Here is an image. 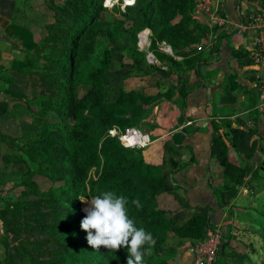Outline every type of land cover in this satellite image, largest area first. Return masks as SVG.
<instances>
[{
    "label": "trees",
    "instance_id": "1",
    "mask_svg": "<svg viewBox=\"0 0 264 264\" xmlns=\"http://www.w3.org/2000/svg\"><path fill=\"white\" fill-rule=\"evenodd\" d=\"M44 2L52 21L42 27L35 47L24 51V68L10 70L34 90L26 104L36 113V130L24 136L26 142L0 133L1 161L12 170L23 168L18 175L24 188L17 201L0 208L4 264H160L170 235L193 245L214 229L213 208L193 207L200 213L176 224L159 199L172 186L170 174L193 159L181 165L170 161L173 170L167 173L165 167L147 165L143 149L125 148L108 133L137 128L160 101L176 106L184 118L183 108L172 98L178 91L184 107L190 93L186 80L191 73L198 76L204 65L196 48L208 29L192 19L195 0H135L115 16L103 15V0ZM146 29L150 51L164 41L182 59L155 52L166 70L149 65L134 49L137 34ZM123 52L144 70L128 77H146L154 83L151 87L125 89L124 77L118 90L111 91L108 73ZM180 80L185 87L177 90ZM13 81L9 70L0 69L2 84ZM161 84H167V92H160ZM251 99L256 107L258 101ZM231 100L226 94L223 104ZM232 115L234 111L225 116ZM257 117L236 119L233 128L213 123L210 155L222 171V183L213 189L218 209H226L237 197L246 178L259 184L256 195L264 192V161L256 168L251 163L262 154ZM220 128L228 129V135ZM230 149L246 159L243 167L229 160ZM37 177L47 183L46 189L39 188ZM81 199L95 201L93 211L84 213ZM254 211L255 232L264 241V211ZM232 216L229 212L228 218ZM232 240L224 237L216 264H231Z\"/></svg>",
    "mask_w": 264,
    "mask_h": 264
},
{
    "label": "crops",
    "instance_id": "2",
    "mask_svg": "<svg viewBox=\"0 0 264 264\" xmlns=\"http://www.w3.org/2000/svg\"><path fill=\"white\" fill-rule=\"evenodd\" d=\"M239 1L219 0L221 13L228 15L235 23L244 22L245 17L255 7L252 0H244L245 7L242 10ZM49 20L50 11L44 0H0V69L9 70L10 75L14 76V81L9 84L4 85L0 82V133L6 136L22 139L26 134L34 131V129L31 131L26 129L28 117L30 122H33L34 119L32 110L26 104L30 90L28 82L23 76L10 70L24 68L22 64L24 51H30L35 47L41 37L42 27L49 23ZM214 44L211 51L200 53L204 65L198 71V76L191 73L186 80L190 93L185 98L184 107L181 105V94L178 91L172 98L181 109L183 108L184 118L179 115V109L167 101H160L144 118L152 119L148 120V123L155 125L159 131L164 130V136L173 137L172 140L177 150L165 162L164 171L169 173L173 170L169 167V162L172 160L175 164L181 165L187 163L191 158L193 159V162L186 168L170 174L172 188L168 189L170 193L167 194L171 196L160 197L159 205H161L160 200L162 202L165 197L166 205H172L171 200H173L176 207L170 210L171 216L178 215L184 208H189L190 214L194 215L199 211L193 207H211L213 208L210 213L211 224L214 227L223 226L225 231L224 225L231 222L233 227L246 225V212L248 211L246 210V195L250 189L244 185L239 188L238 196L242 195L244 198L239 201L240 205L237 203L238 197L229 202L226 209L217 208L213 189L222 183V171L210 155L213 123L231 125L233 128L236 127V119L246 122L250 115L256 113L253 112L255 106H252L251 97L254 96L258 101V96L254 88V78L248 69L251 65L248 55L249 41H245L243 36L234 32L230 34L217 33L214 35ZM160 67L162 70H166L161 64ZM175 77H179V74ZM231 78H234V80L232 79L234 85H232ZM179 83L182 86L177 90L185 87L183 80H180ZM162 87L160 92H167V84ZM226 94L233 98L232 103L228 104L234 106L232 110L224 109L221 106L225 105L223 99ZM233 111L234 115L225 116ZM257 118L262 154L252 159L251 163L254 168L264 161V116ZM30 122L28 123L31 124ZM149 126L151 127V125ZM228 131L224 128L219 130L221 134H228ZM160 139H155L154 143ZM156 147L154 146L151 150L159 153ZM1 152L0 148V155ZM163 153L162 151V155L166 158ZM235 158L237 159H234L232 163L239 167L245 165L244 157L243 159ZM0 170V173L5 175L11 170L10 166L4 165L1 161V156ZM2 178L3 176L0 175V181ZM0 189H2L1 183ZM262 194L264 192L260 193V195ZM162 206L168 211L169 206H166L167 208L163 204ZM229 210L234 212V218L231 221L228 219ZM249 211L252 215L253 211ZM241 241L246 244V234ZM242 264H246V257Z\"/></svg>",
    "mask_w": 264,
    "mask_h": 264
},
{
    "label": "rangeland",
    "instance_id": "3",
    "mask_svg": "<svg viewBox=\"0 0 264 264\" xmlns=\"http://www.w3.org/2000/svg\"><path fill=\"white\" fill-rule=\"evenodd\" d=\"M56 2H58V1H56ZM60 2H62V1H60ZM106 2H107V0H103V3H102V6L106 8V11L103 13V15L104 14H112L113 16H115V14H119L121 12H124L126 10V8L129 7L126 5H133V3H135V0L134 1L133 0H112V2L109 5H107ZM124 2H126V3H124ZM239 2H240V6L243 10V8L245 7V4H244L245 1L240 0ZM51 21H52V12L50 11L49 22H51ZM137 44H138V39H137V42H136L134 49L138 50V52L142 53L145 57L147 54L146 49L140 50V47H138ZM233 50H234V48H233ZM155 52H157L156 49H154L153 53H155ZM128 54L129 53H127V52L126 53L123 52L122 54L115 57L112 65L110 67V71L108 73V80L111 82V88H112L111 91L112 92L115 90H118V88L120 87V85L122 83V79L124 77H128V76L130 77L131 75H133L135 73H139L140 75L144 74V70L140 66H135L134 63L132 62L131 58H129ZM235 54L237 55L238 53H235ZM129 77H128V80H126L124 83L125 89L129 88L130 86H136L135 90L143 91V89L149 88L154 84L151 80L149 82V80L146 77L141 78L139 76L137 78L133 77L131 79ZM232 79L234 80V78H231V80ZM233 80L231 81L232 85H234ZM145 83H147L148 85L145 86ZM28 85L30 88L28 100H31L33 95H34V93H33L34 90H32L30 83ZM163 85L164 84L160 85L161 89L163 88L162 87ZM35 91L38 92L39 90L35 89ZM221 106L224 109L230 108L232 110L234 108V106H231L228 104L221 105ZM35 115H36V113L32 112V117H35ZM148 120H152V119L143 118L140 121L139 126L137 127L139 130L147 133L152 140V144L149 145L147 148L143 149L145 151L144 152V158H145L147 165H150L152 167L163 168L167 159L169 157H172L173 154L176 153L177 148L175 146V143L172 140L173 137L171 138L168 136H164L165 131L164 130L159 131L155 125L148 123ZM27 121L30 122L29 117H28ZM28 122L26 123V129L30 130V131L32 129H34V131H35L36 130L35 124L33 122H30L31 124H29ZM149 125H151V127ZM30 131H28V132H30ZM108 135H109V133H108ZM159 138H161V139L157 143H154L155 139H159ZM22 141L26 142L24 137L22 138ZM261 145H263V144H261ZM154 146H157L156 148L158 149L160 154L155 150H151ZM133 149H136V148H133ZM162 151L164 152L163 154L166 155V158L162 155ZM228 156H229V160L231 162H234V159H237L235 157L243 159V157L241 155L236 154L231 149L229 151ZM21 169H23V168L15 167L13 170L11 169L10 172H8L6 175L0 173V175L3 176L2 180L0 181V183L2 185V189H0V208L1 209L4 208L6 203H8V204L13 203L20 198L21 192L24 190L23 186L20 184L19 178H21V176L18 175V172H20ZM91 176L94 177V170L91 171ZM35 180H36V183L38 184V186H40L39 187L40 189H46L47 188L48 185L45 181H43V179L37 177ZM243 185H244V187H246V188L248 187L250 189V190L248 189L249 192L246 195V210L253 211V214H252V216L246 215V225L245 226H238V227L232 226V227H230L232 225V222L224 225V227L226 228L225 231H227L226 235L234 238L230 242V249L233 250L234 255L232 254L233 257L231 259L228 258V260L231 262V264H242V262L244 261V259L246 257V264H264V241L255 232L256 226H255L254 221H253L255 219V217H257V214L255 213L254 210H258V211L263 210L264 211V194H262V195H260V194L256 195L255 194V190L260 186L254 180L251 181V180H249V178H246ZM243 185L241 186V188L243 187ZM171 188H172V186H171ZM238 192H239V190H238ZM164 195H170V194H164ZM238 197L239 196L237 195L236 198H238ZM35 198L36 197H30L29 199L33 200ZM165 199H166V197H165ZM165 199L162 200V202L160 200V203H161L160 206L161 207H163L162 204L165 205V207L169 206V205L165 204L166 203ZM171 199H173V198H171ZM238 199L239 200L237 201V203L240 205L239 201L244 200V198L241 195ZM171 201H172V205H170L168 208L166 207L168 209V214H171L170 210L175 209V207H176V203H174L173 200H171ZM228 205H229V203H228ZM94 208H95V201L86 202L83 199L80 200V209L84 213H87L89 211H93ZM248 211L246 213H250ZM230 212L234 213L233 211H230ZM199 213H200V211H199ZM190 215H192V214H190L189 208L188 209L184 208L183 210H181V212L178 215H176V216L174 215L172 217L174 218V220H176L175 221L176 224H181V222H184ZM232 218H234V215L232 216ZM232 218H228L229 221H231ZM221 229L224 230L223 226L221 227ZM245 234H246V244H244L241 241ZM24 235L25 234H22L21 237L24 238ZM4 236H5L4 228H3L2 222L0 220V239H2ZM10 238H11V235H10ZM14 245H17V243L15 242ZM11 246H13V242H12ZM191 246L192 245L189 241L179 240V239L170 235V238L164 244V247L166 249L165 250L166 253L164 254V257L162 258V260L159 263L160 264H187V262L190 261V252L189 251H190ZM224 251L226 253V250H224ZM2 253H3V249H0V264H4V255ZM227 253H231V252L229 250H227ZM10 254H12V252ZM242 255H243V258L241 259ZM42 258L47 259V256H44Z\"/></svg>",
    "mask_w": 264,
    "mask_h": 264
},
{
    "label": "built area",
    "instance_id": "4",
    "mask_svg": "<svg viewBox=\"0 0 264 264\" xmlns=\"http://www.w3.org/2000/svg\"><path fill=\"white\" fill-rule=\"evenodd\" d=\"M252 1L255 7L245 17L244 22L235 23L228 15L221 13L219 0H195L192 19L208 29L205 40L196 48L198 53L209 52L214 48V35L217 33L234 32L243 36L245 41H249L248 55L251 65L248 69L254 78V88L258 96L253 112L264 116V0ZM149 35L150 32L147 29L140 31L137 34V45L140 50L146 49L145 60L149 65L160 67L155 53L149 50ZM156 50L175 61L181 59L164 41L156 43ZM109 136L116 138L125 148L145 149L152 144L150 136L138 128H126L123 132L112 129L109 131ZM224 237L225 231L221 227H214L208 231L202 240L191 246L190 261L187 264H216Z\"/></svg>",
    "mask_w": 264,
    "mask_h": 264
},
{
    "label": "bare ground",
    "instance_id": "5",
    "mask_svg": "<svg viewBox=\"0 0 264 264\" xmlns=\"http://www.w3.org/2000/svg\"><path fill=\"white\" fill-rule=\"evenodd\" d=\"M112 2V0H107V5H109Z\"/></svg>",
    "mask_w": 264,
    "mask_h": 264
},
{
    "label": "water",
    "instance_id": "6",
    "mask_svg": "<svg viewBox=\"0 0 264 264\" xmlns=\"http://www.w3.org/2000/svg\"><path fill=\"white\" fill-rule=\"evenodd\" d=\"M205 232H207V231L205 230Z\"/></svg>",
    "mask_w": 264,
    "mask_h": 264
}]
</instances>
